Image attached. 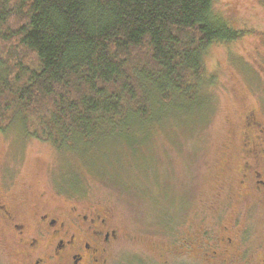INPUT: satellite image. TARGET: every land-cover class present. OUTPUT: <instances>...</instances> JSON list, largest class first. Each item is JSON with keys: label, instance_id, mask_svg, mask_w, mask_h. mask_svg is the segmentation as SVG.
I'll list each match as a JSON object with an SVG mask.
<instances>
[{"label": "trees", "instance_id": "1", "mask_svg": "<svg viewBox=\"0 0 264 264\" xmlns=\"http://www.w3.org/2000/svg\"><path fill=\"white\" fill-rule=\"evenodd\" d=\"M214 2L0 0V126L20 119L25 138L104 172L174 109L201 122L218 79L208 49L245 35Z\"/></svg>", "mask_w": 264, "mask_h": 264}, {"label": "rangeland", "instance_id": "2", "mask_svg": "<svg viewBox=\"0 0 264 264\" xmlns=\"http://www.w3.org/2000/svg\"><path fill=\"white\" fill-rule=\"evenodd\" d=\"M214 3L216 12L245 35L236 44L215 43L208 49L207 67L218 77L216 84L207 90L215 96L212 112L209 109L200 122L198 115L191 117L190 108L188 113L174 109L172 115L175 110L177 113L169 117L172 120L165 123L162 118L163 126L140 145L139 158L124 151L123 169L110 167L104 172H98L97 166L90 167L89 158L71 153L62 155L48 142L25 138L20 119L13 118L0 126V178L6 181L14 200L20 204L24 199L33 209L49 205L67 211L74 206L84 212L83 207L91 203L103 206L114 215L121 231L132 235L128 241L137 243V247H128L133 255H144L138 246L153 245L158 239L157 230L167 240L171 233L173 236L172 231L182 230L185 220L195 218L192 216L201 205L215 202L217 193L213 185L217 168L214 171L210 165L221 156L220 149L228 142L233 113L229 89L247 86V75L243 72L250 68L244 65L250 63L260 71L264 64L263 56L253 51L258 47L264 53V0ZM128 167L130 171H125ZM3 224L0 221V264H23ZM127 253L122 248L115 257L125 260Z\"/></svg>", "mask_w": 264, "mask_h": 264}, {"label": "flooded vegetation", "instance_id": "3", "mask_svg": "<svg viewBox=\"0 0 264 264\" xmlns=\"http://www.w3.org/2000/svg\"><path fill=\"white\" fill-rule=\"evenodd\" d=\"M244 66L247 86L229 89L228 142L210 165L217 168L215 202L201 205L167 240L157 230L153 245L138 246L144 255H133L128 247L137 243L103 206L33 209L14 200L0 178V221L23 264H264V64L260 71ZM122 248L125 260L115 257Z\"/></svg>", "mask_w": 264, "mask_h": 264}]
</instances>
